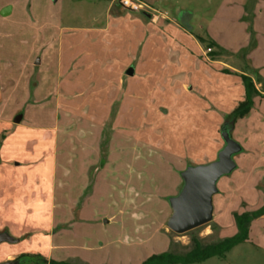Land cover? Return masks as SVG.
<instances>
[{
	"label": "rangeland",
	"instance_id": "rangeland-1",
	"mask_svg": "<svg viewBox=\"0 0 264 264\" xmlns=\"http://www.w3.org/2000/svg\"><path fill=\"white\" fill-rule=\"evenodd\" d=\"M135 1L142 12L119 0H0V188L14 200L0 219L30 226L33 245H53L56 261L183 254L192 235L203 244L231 237L234 213L264 205L261 95L228 130L241 151L217 181L212 220L192 234L166 225L181 172L217 159L243 97L240 76L202 54L224 55L264 91V0ZM155 16L165 20L152 24ZM14 232L22 239L0 244V263L31 248L26 231ZM194 264H264V216L224 259Z\"/></svg>",
	"mask_w": 264,
	"mask_h": 264
},
{
	"label": "water",
	"instance_id": "water-1",
	"mask_svg": "<svg viewBox=\"0 0 264 264\" xmlns=\"http://www.w3.org/2000/svg\"><path fill=\"white\" fill-rule=\"evenodd\" d=\"M128 75L132 70L126 72ZM22 116H17L13 122L19 123ZM224 147L218 152L217 159L208 164L189 166L181 172L183 181L178 195L169 199L172 210L166 225L175 234H183L207 224L213 217L212 198L217 193V181L231 173L236 164L233 156L241 151L228 132H221ZM13 241L6 234H0L1 241ZM0 264H20V261H7Z\"/></svg>",
	"mask_w": 264,
	"mask_h": 264
},
{
	"label": "trees",
	"instance_id": "trees-1",
	"mask_svg": "<svg viewBox=\"0 0 264 264\" xmlns=\"http://www.w3.org/2000/svg\"><path fill=\"white\" fill-rule=\"evenodd\" d=\"M225 72L229 73V70H225ZM239 76L243 85V97L228 114L227 124L222 129L226 132H228L230 126H233L238 119H241L249 113L254 104V98L261 96L251 77L245 74H239ZM262 216H264V205L252 211L234 213L233 223L236 232L231 237L223 238L213 243L203 244L198 236L192 235L191 249L186 253L176 254L170 251H164L149 256L141 264H194L214 257L224 259L227 253L235 246L247 241L251 222ZM196 229L187 233L192 234ZM13 261H20V264H71L52 259L48 261L43 256L32 253L20 254Z\"/></svg>",
	"mask_w": 264,
	"mask_h": 264
},
{
	"label": "crops",
	"instance_id": "crops-1",
	"mask_svg": "<svg viewBox=\"0 0 264 264\" xmlns=\"http://www.w3.org/2000/svg\"><path fill=\"white\" fill-rule=\"evenodd\" d=\"M10 12L11 11H8V12L4 11L2 13V16H5L6 14H9ZM145 16L147 18H150V15L147 14V13H146ZM155 18L157 20L156 19L150 20V22L152 24H158L160 20H165V19H162V18L158 19L157 16H155ZM210 45L214 49V47L212 46V44H210ZM208 48H210V47H208ZM214 51H215V49H214ZM202 58H204L205 62H207V63H209L211 65L219 66V70H221L222 72H225V70H229V73L230 74H234V75H238V76H239V74H244L242 71H240L236 67L227 64L226 61H223L225 59V56L224 55H220L219 53H214L213 52L212 54H208V55L205 54V53H203L202 54ZM222 58H224V59H222ZM28 66H29L28 62L25 61V62H23V64L20 67H17V69L19 68L18 69L19 71L25 73V70L27 69ZM4 67H6L5 68L6 70H8L9 67H10L9 63H5L4 64ZM121 68L122 67L120 65L116 67L117 71H120ZM14 73L13 74L10 73L7 76H11V75L14 76ZM15 75L17 76V74H15ZM126 75H128V74L126 73ZM18 76H19V74H18ZM14 78H13V80H15ZM254 83H255L256 89L260 92V94L261 95H264V91L261 89V85L259 83H256V82H254ZM12 85H14V87H16L17 85H19L18 84V81L17 80L13 81ZM78 107L82 108V105L81 106H78ZM21 120H22V118H21ZM20 123H21V121H20ZM13 124H14V122H13ZM56 163H57V161L54 159V161H53V167L57 166ZM255 163L256 164H255L254 168L260 166V161L256 160ZM22 164H25V163L22 162ZM26 183L27 182H25V184ZM10 188H12V187L10 186ZM7 194L8 195L5 196V192L3 191V189L0 188V198H3L4 199L2 201V203H1L0 209L3 208L5 210H7L10 206H13L14 205V200L12 199V197H9L10 196L9 195L10 194V189L8 190ZM30 195H32V198H34V196H35V195L33 196V194H29V197H30ZM29 197L23 195V197L21 198V202H22L21 204L24 205L25 207H27V205L29 204V202H28V198ZM25 212H29L28 209ZM0 221L3 222L2 223V226L4 227V228H1L0 229V234H6L9 238H11L13 240V241H6V240H4V241H1L0 244H2V243L14 244V243L19 242L22 238L19 239L20 236L17 237V235L14 232V230H16V229L17 230L18 229H22V231H26L25 233L28 234L27 238H31L30 240H32V244H31V248L30 249L23 250V251H20L18 253H8V254H6L5 258L7 260L5 262H7V261H13L15 259V257H17L19 254L25 253V252L26 253H41L42 256L46 257L47 259L57 260V258L56 259H53V257H52L53 254H54V251L57 250V248L53 247V245H50V243H48L47 245H44L43 243H41V242L38 241V242H36L35 245H33V239H34L33 236L34 235H33V229L30 228V226L24 225V224H22V226H20L17 222L13 221L10 218H8L7 220H3V221L0 219ZM30 231H32V232L30 233ZM44 235H46V234H44ZM37 236H39V234ZM41 236H43V234H41ZM24 238L26 239V237H24ZM1 263H4V262H1Z\"/></svg>",
	"mask_w": 264,
	"mask_h": 264
},
{
	"label": "built area",
	"instance_id": "built-area-1",
	"mask_svg": "<svg viewBox=\"0 0 264 264\" xmlns=\"http://www.w3.org/2000/svg\"><path fill=\"white\" fill-rule=\"evenodd\" d=\"M119 3L123 9L131 12H142L146 7L145 5L135 0H119ZM210 50H211L210 48L207 49V51Z\"/></svg>",
	"mask_w": 264,
	"mask_h": 264
},
{
	"label": "flooded vegetation",
	"instance_id": "flooded-vegetation-1",
	"mask_svg": "<svg viewBox=\"0 0 264 264\" xmlns=\"http://www.w3.org/2000/svg\"><path fill=\"white\" fill-rule=\"evenodd\" d=\"M39 255H40V254H39ZM41 256H42V255H41ZM43 257H44V256H43ZM44 258H45L46 260H48V261L51 260V259H47L46 257H44Z\"/></svg>",
	"mask_w": 264,
	"mask_h": 264
}]
</instances>
